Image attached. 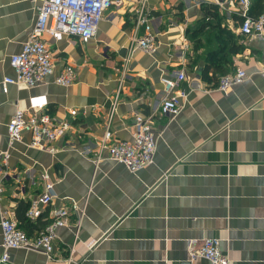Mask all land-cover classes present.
Returning <instances> with one entry per match:
<instances>
[{
  "label": "crops",
  "instance_id": "obj_1",
  "mask_svg": "<svg viewBox=\"0 0 264 264\" xmlns=\"http://www.w3.org/2000/svg\"><path fill=\"white\" fill-rule=\"evenodd\" d=\"M196 1H148L158 42L151 54L129 46L134 33L143 34L142 26H133L135 0L106 10L86 42L44 34L54 72L26 88L2 81L14 75L10 56L28 39L42 0H0V153H7L0 160V215L7 211L36 237L51 210L70 208L51 259L39 249L17 248L5 264H209L188 253L189 241L199 248L206 238L220 240L230 264H264V37L237 33L236 0ZM67 64L76 77L62 86L54 77ZM123 67L114 140L131 139L139 113L151 116L156 141L153 162L133 173L106 153L94 160ZM238 68L247 75L242 83L226 93L214 88ZM181 70L180 112L160 115V78ZM204 72L216 82L203 79ZM31 97L71 126L52 142V151L31 147L30 131L9 140V119L27 109ZM42 174L54 183L53 198L26 224L30 203L43 192ZM1 242L0 228V257Z\"/></svg>",
  "mask_w": 264,
  "mask_h": 264
},
{
  "label": "built area",
  "instance_id": "obj_2",
  "mask_svg": "<svg viewBox=\"0 0 264 264\" xmlns=\"http://www.w3.org/2000/svg\"><path fill=\"white\" fill-rule=\"evenodd\" d=\"M149 0H135L133 10V26L137 30L143 27V34L134 33L130 38V49L144 53H154L158 48L155 33L151 24ZM122 0H42L37 9L35 23L30 30L28 39L23 43L19 52L10 56V65L13 76L4 77V86L13 84L32 88L45 82L46 78L54 72L52 53L42 36L47 34L54 39L62 36H76L80 41L86 42L93 38L104 12L112 6H118ZM197 4H218L220 0H197ZM238 26L237 33L247 39L255 35L264 37V0L263 9L257 16L251 14L250 0H236ZM119 71V70H118ZM117 89L112 101L111 111L106 120L102 139L94 160L98 162L106 153L107 158L122 163L130 172H137L153 162L156 150L155 135L152 130L150 115L136 114L131 125L130 140H114L111 129L112 115L115 111L118 97L126 79L124 67L119 71ZM75 70L72 65H65L54 77V82L62 86H70L75 81ZM186 78L183 70L171 75L162 76L164 95L159 107L160 115L175 117L181 109L180 99L185 96L179 84ZM247 78L246 72L238 68L234 72L222 75L214 87L222 93L228 92L233 86L242 83ZM46 102L39 97L29 98L27 109H16L9 119L6 130L10 141L19 140L23 131L31 132V147H40L52 151V142L62 137L70 128L67 121H58L46 110ZM7 159V153H0V160ZM1 170V169H0ZM44 187L42 194L30 203L26 217L35 221L49 206L53 198L54 183L47 174H42ZM3 185L0 181V195ZM75 209V205L72 206ZM70 208L58 207L50 212V222L38 233L36 237H29L19 228L18 222L10 218L7 211L0 215V228L2 232V255L0 264L9 260L12 249H39L48 258H52L53 241L57 237L59 227L69 224ZM195 241L188 243L190 259L203 258L209 264H230V259L220 251V240L217 238L203 239L199 248L194 247Z\"/></svg>",
  "mask_w": 264,
  "mask_h": 264
},
{
  "label": "trees",
  "instance_id": "obj_3",
  "mask_svg": "<svg viewBox=\"0 0 264 264\" xmlns=\"http://www.w3.org/2000/svg\"><path fill=\"white\" fill-rule=\"evenodd\" d=\"M252 3H253V6H254V10H253V12H252V14L254 15V16H257V15H259V13L262 11V9H263V0H252ZM205 8V11L207 12L208 11V6H205L204 7ZM201 77L203 78V79H205V80H207V81H214V82H216V77H212V76H208L207 74H206V72H204L202 75H201ZM219 80V79H218ZM217 83H218V81H217ZM27 221V223L26 224H29L31 221L26 217V215H25V222ZM19 228L20 229H22L20 226H19Z\"/></svg>",
  "mask_w": 264,
  "mask_h": 264
}]
</instances>
